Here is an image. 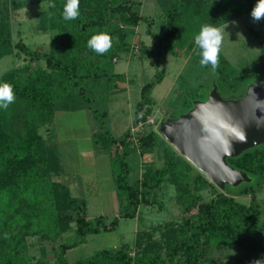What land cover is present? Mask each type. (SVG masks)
Masks as SVG:
<instances>
[{"label":"trees","instance_id":"trees-1","mask_svg":"<svg viewBox=\"0 0 264 264\" xmlns=\"http://www.w3.org/2000/svg\"><path fill=\"white\" fill-rule=\"evenodd\" d=\"M170 1L163 15L162 32L154 33L156 44L165 50L174 43L181 28L195 35L204 24H224L251 12L255 6L251 0ZM52 3L55 7H50ZM66 3L67 0H48L40 25L41 29L54 32L48 50L29 47L22 38L15 43L7 11L1 12L0 60L13 54L20 57L23 52L29 61L0 74V83L12 84L16 93L15 102L7 110L0 108V264H212L216 261L214 250L241 252L244 260L236 261L237 264H264V202L259 197V192L264 191V143L227 158L229 164L246 172L250 181L237 186L226 184L224 188L212 182L160 134V128L154 129L148 123L156 106L151 91L164 74L160 58L151 60L159 68L158 73L152 82L143 85L137 104L134 125L141 123L142 129L134 133L130 127L116 136L101 119L99 130L92 135L94 148L110 153L116 189L126 197V207L119 216L99 215L91 221L86 199L74 196L66 183L52 180V169L56 173L60 162L54 158L50 166L47 161L49 146L41 129H53L59 111L89 110L96 118V98L101 91H111V85L125 77L115 72L114 62L127 48L131 29L143 21L149 26L155 21L137 11L142 0H80V15L74 20L63 18ZM102 31L112 36L113 46L98 55L88 48L87 42ZM148 32L153 33L150 28ZM221 61L214 69L218 90L243 96L247 76L233 75L230 63ZM194 100L184 101V110L171 113L168 118L187 113L194 107ZM160 150L162 166L144 162L141 175L131 182L134 155ZM165 183L175 187L182 209H196L182 226L163 232L173 236L166 238L165 251L159 240L149 238L140 253L133 254L126 243L119 248H103L86 258L68 260L67 251L85 243L88 235L112 231L119 225V217L135 218L141 205L159 203L149 192ZM206 191L213 194L209 200L204 198ZM243 194L250 195L249 202L236 199ZM71 222L75 223L79 238L60 243L54 262L34 263L26 238L33 235L56 241L70 230ZM141 239L137 241L139 245Z\"/></svg>","mask_w":264,"mask_h":264},{"label":"rangeland","instance_id":"rangeland-1","mask_svg":"<svg viewBox=\"0 0 264 264\" xmlns=\"http://www.w3.org/2000/svg\"><path fill=\"white\" fill-rule=\"evenodd\" d=\"M251 1L256 5L257 0ZM170 2L142 0L137 11L155 21L151 26L143 21L131 29L127 48L120 51L114 62L115 72L123 73L125 77L111 85V91H101L102 94L96 98L94 105L99 109L96 118L89 110L59 111L56 113L53 129H41L49 146L47 161L50 166L54 158L60 162L56 173L52 169V180L66 183L74 196L86 199L87 217L91 221L99 215H107L109 218L119 216V211L124 210L127 203L126 197L116 189L110 153L94 148L92 135L99 130L101 119L116 136L122 135L130 127H135L134 120L142 87L156 78L159 69L151 60L160 58L163 62L160 70L164 69L163 77L151 91L156 106L155 113L148 123L154 129H159L165 121L164 118L170 117L171 113L184 110V101L206 100L205 97L209 96L215 86L212 66L200 65L201 57L197 54L195 39L190 38L199 32L190 35L186 28L179 29L174 43L167 50L156 44L154 33L162 32L161 24L165 19L163 15ZM47 9L48 0H0V18L3 16L1 12L7 11L13 27L14 42L22 38L25 44L32 48L49 49L54 32L40 28ZM218 26L224 29L219 61L227 60L233 69V75L247 76V87L254 83L255 78L264 77V19L254 21L251 12H247ZM149 28L153 33L148 32ZM28 61L23 52L20 57L14 54L4 56L0 60V74L13 67H22ZM223 91L220 89L219 93L224 99L239 98ZM10 126L13 127L12 123ZM162 154L161 150L144 156L136 153L132 160L133 170L129 180L136 181L143 171L144 162L153 161L157 167H161ZM149 193L150 197L158 199L159 203L141 205L135 218L119 217V225L112 231L88 235L85 243L67 251L68 260L86 258L103 248H119L126 243L130 245L133 254L140 253L149 238L159 240L157 242L165 251L166 238L172 239L173 236L163 232H170L173 226H182L188 217L196 213V209L186 212L179 206L172 184L165 183L161 188ZM212 196L210 191L204 192L205 200L211 199ZM259 197L264 202V191L259 192ZM250 198L248 194L236 196L240 202H249ZM69 226L70 230L62 233L56 241L43 240L41 236L33 235L26 238L34 263L40 260L54 262L60 243L79 238L75 223L71 222ZM138 239L142 240L141 245L137 243ZM212 256L216 260L212 264H237L244 260L241 252L214 250Z\"/></svg>","mask_w":264,"mask_h":264},{"label":"water","instance_id":"water-1","mask_svg":"<svg viewBox=\"0 0 264 264\" xmlns=\"http://www.w3.org/2000/svg\"><path fill=\"white\" fill-rule=\"evenodd\" d=\"M160 134L220 188L250 181L227 158L264 143V77L237 99L222 98L215 84L206 100H196L187 113L163 121Z\"/></svg>","mask_w":264,"mask_h":264},{"label":"clouds","instance_id":"clouds-1","mask_svg":"<svg viewBox=\"0 0 264 264\" xmlns=\"http://www.w3.org/2000/svg\"><path fill=\"white\" fill-rule=\"evenodd\" d=\"M55 7V4H50ZM80 15V0H67L63 9L65 20L77 19ZM251 17L254 21L264 19V0H257L256 5L251 10ZM224 29L215 24H204L198 34L195 35V44L199 49L197 53L201 58L199 63L202 67L211 65L213 70L218 67L219 56L223 48ZM89 49L98 55L107 53L113 46V38L108 32H98L87 42ZM16 93L12 84L8 82L0 83V108L8 109L14 103ZM241 139L243 137L241 136Z\"/></svg>","mask_w":264,"mask_h":264},{"label":"built area","instance_id":"built-area-1","mask_svg":"<svg viewBox=\"0 0 264 264\" xmlns=\"http://www.w3.org/2000/svg\"><path fill=\"white\" fill-rule=\"evenodd\" d=\"M136 129H137V131L135 132ZM141 129H142V124L139 123L137 126H135L134 128H132V131H133L134 133H137V132L140 131Z\"/></svg>","mask_w":264,"mask_h":264}]
</instances>
